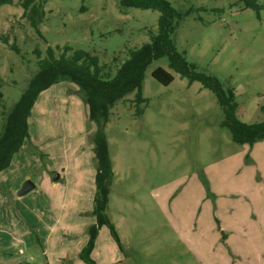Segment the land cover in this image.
I'll list each match as a JSON object with an SVG mask.
<instances>
[{"label": "rangeland", "instance_id": "obj_1", "mask_svg": "<svg viewBox=\"0 0 264 264\" xmlns=\"http://www.w3.org/2000/svg\"><path fill=\"white\" fill-rule=\"evenodd\" d=\"M171 3L176 49L230 91L237 119L263 120L264 7ZM123 8L119 0H46L36 30L18 0L0 4V124L48 46L56 55L81 48L114 73L149 41L159 11ZM156 66L173 75L169 84L152 77ZM139 93L140 102L135 91L117 100L104 127L113 171L105 211L119 244L101 226L95 264H264V138L233 142L213 91L166 57L146 68ZM26 121L28 137L0 171V264H86L78 252L95 222L96 171L87 105L62 81L37 95ZM62 167L68 176L51 188V171ZM25 180L35 186L18 194Z\"/></svg>", "mask_w": 264, "mask_h": 264}, {"label": "trees", "instance_id": "obj_2", "mask_svg": "<svg viewBox=\"0 0 264 264\" xmlns=\"http://www.w3.org/2000/svg\"><path fill=\"white\" fill-rule=\"evenodd\" d=\"M13 1L0 0V4H12ZM18 1L23 17L28 20L30 26L37 30L38 24L44 17L46 0ZM240 2L244 7L256 12L264 7V2L260 0H240ZM119 4L122 9L123 7H137L159 11L157 30L151 33L150 40L129 50L128 56L124 58L114 73L111 72L110 65L100 63L97 55L81 48L72 49L71 46L64 45L56 55L54 48L48 46L45 56L38 60L37 70L29 78L17 100L7 110L2 111L4 118L0 124L1 171L10 164L13 153L18 151L28 137L26 119L37 95L51 85L62 81L71 82L77 86L79 94L87 105L88 117L95 125V134L92 137L96 160L92 209L95 222L89 226L87 242L78 252V257L86 264H95L90 252L101 226L105 225L119 244L115 226L105 211L113 174L112 160L104 131L109 110L117 100L132 91H135V100L142 101L139 93L140 85L144 72L152 61L166 57L171 69L185 76L189 82L199 81L204 87L213 91L223 110L222 125L228 128L233 142L252 143L264 138V119L254 123H245L237 119L234 115V103L230 91L224 90L222 83L214 75L196 71L194 64L186 61L182 53L176 49L173 33L177 12L171 0H119ZM191 10L189 8V11ZM10 47L18 51L14 44H10ZM34 52L39 55L37 49ZM151 75L164 85L169 84L173 79V75L161 66H156L151 71ZM1 81L0 79V86Z\"/></svg>", "mask_w": 264, "mask_h": 264}, {"label": "crops", "instance_id": "obj_3", "mask_svg": "<svg viewBox=\"0 0 264 264\" xmlns=\"http://www.w3.org/2000/svg\"><path fill=\"white\" fill-rule=\"evenodd\" d=\"M60 170L61 171H59L57 174H55L54 171H51V173H50V177L52 176L51 177L52 183L50 184L51 188H53L55 186V180H58L61 177L62 174H64L63 178L68 176V174L65 172V169L63 167ZM34 186H35V184H34ZM92 201H93V198H92Z\"/></svg>", "mask_w": 264, "mask_h": 264}, {"label": "water", "instance_id": "obj_4", "mask_svg": "<svg viewBox=\"0 0 264 264\" xmlns=\"http://www.w3.org/2000/svg\"><path fill=\"white\" fill-rule=\"evenodd\" d=\"M34 186V184L30 180H25L20 189L18 190V194H23L27 192L29 189H31Z\"/></svg>", "mask_w": 264, "mask_h": 264}]
</instances>
